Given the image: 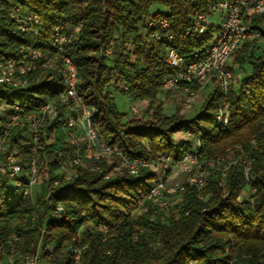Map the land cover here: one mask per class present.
<instances>
[{
  "label": "trees",
  "instance_id": "16d2710c",
  "mask_svg": "<svg viewBox=\"0 0 264 264\" xmlns=\"http://www.w3.org/2000/svg\"><path fill=\"white\" fill-rule=\"evenodd\" d=\"M220 1L0 0V53L17 54L28 46L52 53L55 28L64 25L69 36L64 52L76 64L92 126L107 144L130 159L169 156L173 165L193 153L207 169L203 185L186 184L167 195L171 201L163 207L149 197L157 172L146 166L131 174L117 153L88 159L60 105L56 119L41 127L36 146L21 129L10 134L23 184L33 160L43 176L36 192L25 194L23 185L11 186L14 178L2 172L5 155L0 154L4 264H17L28 252H39L42 264H264V14L250 16V27L259 36L243 41L230 57L233 79L226 96L210 81L191 118L179 110L167 113L155 103L172 73L168 47L187 58L203 52L218 31L219 18L203 34L195 30V20ZM16 7L39 16L37 35L20 30L12 17ZM26 77L23 87L0 85V96L26 111L57 100L64 87L52 70ZM115 94L148 105L141 115L130 116L118 109ZM223 103L231 110L227 125L216 121ZM217 158L222 164L211 167ZM63 167L70 172L68 179ZM100 224L106 232L99 230Z\"/></svg>",
  "mask_w": 264,
  "mask_h": 264
},
{
  "label": "bare ground",
  "instance_id": "6f19581e",
  "mask_svg": "<svg viewBox=\"0 0 264 264\" xmlns=\"http://www.w3.org/2000/svg\"><path fill=\"white\" fill-rule=\"evenodd\" d=\"M221 4H229V0H222L220 1ZM18 15V23L19 28L23 32L32 33L37 35L40 32V19L39 16L33 12H23L21 7H16L14 9ZM250 9H240L239 15L235 17V25L242 26V33L244 36H241V28L240 27H232V35H228L226 37V45L223 46V54L225 56L221 57V71L224 73H229L227 78V87H226V94L228 93L229 87L231 85L233 79V73L228 67V62L230 57L232 56L233 52L240 46V44L248 40V37L255 39L259 36V33L253 30L250 27ZM227 23V16H220L218 22V29H222L223 25ZM208 23L206 25V30H200L198 33H205L208 29ZM64 26L62 27V42H58L56 37L60 35V25L56 26L54 35L51 40V47L52 53H45L42 49L35 47V46H28L23 47L20 49V52L15 54L8 52V57H6V53H0V85L5 86L1 83H5V79L10 80V87L11 88H19L27 85V77L26 75L31 72H35L38 70H52L59 74L64 83V87L61 90L63 91V98H67L68 100H62L61 105L65 107L67 110L66 118L69 120L70 124H73L75 130H83L82 131H75L82 136V140L85 145V153L88 159L92 161H97L105 156H110L113 153H117L120 159V163L122 166L126 167L131 174H138L141 167L149 166L155 172L161 173V180L159 182H167V179L170 174L171 167H173L171 157L160 156L157 160H153L151 157L142 158V157H134L131 160H139V161H131V160H124L122 156H127L123 152L118 151H111V152H103V153H96L89 155V151H91V147H94V151H101L103 148V137L95 134V128L92 126V122L89 121L87 110L92 113V110L85 104L83 96L79 93L78 89V74H77V67L72 58L64 52V44L69 40V36L63 30ZM157 40H161L162 37L158 36L155 37ZM173 40L172 36L167 38V42H171ZM218 41V33H215L212 40L210 42H217ZM57 53H64L65 57L62 55L56 54ZM175 54L174 47H168L166 58H171L172 55ZM208 57H212V50L204 49L203 52L196 51L192 54L191 57H185L181 54V59H179L176 63V73H187V70L190 66H196L200 64V61L205 60V67H212L213 66V59H205ZM29 62L30 65H25V62ZM167 62V61H166ZM189 77H196V70H189ZM214 80V78H206V84L210 81ZM74 83L76 84V89L73 86ZM205 86V80H197L194 85L192 86V90L188 91L184 88V85L181 83H173V90L176 92H181L185 94L188 98L195 97ZM221 89V92L224 91V84H218ZM160 91H170V84H166V78L164 79ZM0 98H2L0 96ZM2 102L5 104V110L0 106V135L1 137V144L0 146V154L4 153L5 155V146L8 147V155H5V166H19L20 173H12L10 176L15 178L17 181V185H23V192L25 194L29 193L33 186L36 183H31V177L34 174V165L33 163L30 164L29 171L25 174V182L21 180L22 176V164L18 159V155L16 150L10 149V134L11 131L14 129H21L22 133L25 135L27 139L32 141L34 145L38 143L40 130L43 124L46 121L51 122V117H44L41 120H38V117H32V113H22V115H17V112H23L25 109L21 107L20 104L10 105L2 98ZM42 105H49V110H52L53 113L59 114L60 110V100H53L50 99L46 103ZM187 107L191 105L183 104ZM229 105V104H228ZM230 107V106H229ZM93 115V113H92ZM231 114H228V107L226 103L220 105L217 114H216V121L220 124L227 125L229 123ZM25 127V128H24ZM24 128V129H22ZM9 129V130H8ZM190 135V133H188ZM239 152H243L241 146H237ZM34 148V147H33ZM118 149L117 147H115ZM242 153H240L241 155ZM191 155H196L191 153ZM128 157V156H127ZM186 157H190V153H187L182 160ZM129 158V157H128ZM223 159L217 158L215 159L216 162H211V167H215L217 164H222ZM73 163H79V158H74L72 160ZM224 162V161H223ZM36 164V162H35ZM193 164H197L195 170H191V173H187V180H191L188 183L180 184L176 190H167L165 191V196H155L160 204L163 207H168V197L167 195L173 194L178 190H182L186 184H196L200 186V180H194V176H198L201 173L203 178L207 175V169L203 166L202 162H194ZM199 167V169L197 168ZM202 167V169H201ZM227 168V166L225 167ZM225 169L223 168V171ZM3 172V170H2ZM247 173H249V167H247ZM21 180V184H19ZM141 200L139 201L140 204ZM99 230L102 232H106L105 225L100 224ZM14 240H16V236H12ZM20 240V237L18 238ZM2 242V238L0 239ZM77 252L76 250V259H77ZM29 253V252H28ZM28 253H26L22 259L19 261L20 264L26 257H28ZM40 263L34 264H42V259L39 256Z\"/></svg>",
  "mask_w": 264,
  "mask_h": 264
},
{
  "label": "built area",
  "instance_id": "2783aa9c",
  "mask_svg": "<svg viewBox=\"0 0 264 264\" xmlns=\"http://www.w3.org/2000/svg\"><path fill=\"white\" fill-rule=\"evenodd\" d=\"M240 9H250V16L262 15L264 14V0H229V4H221L220 2H218L217 4L212 6L208 14L202 13L196 17L195 30L199 32L200 30H206V25L208 23H212V20L215 19L216 17L219 18L220 16H227L226 25H223V28L218 29L217 31L218 41L210 42L208 46L206 47V49L212 50V57H208L205 59H213V66L205 67V60H204V61H200V64H197L196 66H190V68L187 70V73H176V63L179 59H181V53L175 48V54L172 55L171 58H166L167 64L172 68V73L166 78V84H170V91H174L173 83H181L184 85L185 89H187L188 91H191L192 86L197 80H205V85H206V78H214L217 84H224V91L222 93H224V96H226L227 78H228L229 73H224V71H221V57L225 56V54H223V46L226 45V37L228 35H232V27H240L241 36H244L242 33V26L235 25V17L236 15H239ZM12 17H14L16 21L18 22V15L15 10H13L12 12ZM250 18L251 17H249L248 20H250ZM161 23H162V26L168 25V22L166 21V19H162ZM63 26L64 25H60V35L59 37H56V39H58V42H62V27ZM154 36L158 37L160 36V34L155 33ZM255 37H258V36H255ZM248 40H251V37H248ZM56 54H59L65 57L64 53L56 52ZM6 57H8V52H6ZM24 62H25V65H30L31 67V64L29 62H26V61ZM0 66H2V63H0ZM189 70H196V77H189ZM1 84L7 87H10V80L5 79V83H1ZM73 86L76 89L75 83ZM164 92H167V91H164ZM57 100H60V105H61L62 100H68V99L63 98V91H62L60 92L59 98ZM5 104L6 103L2 102V98H0V106L1 108H3V111L5 110ZM181 104L192 105L190 100L187 101V99L185 100V98H183V100L181 101ZM226 105L228 107V114H231L229 105L227 103ZM131 111L134 114L139 113L138 108L134 105L131 107ZM22 113H32V117H38V120H41L44 117H51V122L54 121L56 117L58 116V114L53 113L52 110H49V105H41L33 111L25 110L23 112H17L16 118L18 115H22ZM87 115H88L89 121L92 122L91 121L92 113H90V111L87 110ZM65 119H66L67 126L75 130L74 125L69 123V120L66 118V116H65ZM75 131H82V133H85L83 128L82 130H75ZM94 132L96 135H98L96 130ZM2 136L3 135H0V146H2L1 144ZM8 147L9 146H5V155H8ZM35 148L36 147L34 146L33 150H35ZM111 151L120 152L118 149L115 148V146L107 144L105 139L103 138V148H101V151H94V147H91V151H89V155L92 156V154L111 152ZM240 153H243V152H240ZM122 158L124 160H131L127 156H122ZM149 159L150 158L148 157L147 160ZM131 161L134 162V161H139V160H131ZM182 162H188L191 165H193L194 162H199V158L197 155H191L190 153V157H186L184 160L179 161L178 164ZM31 163H33L34 165V174H33V177H31V183H36L37 185L43 180V176L39 172L35 164V160H33ZM174 166L175 165H173V167ZM173 167H171V170ZM1 170H3L4 173H7L9 175H11L12 173H20L19 166H14V160H13V166H5V164L3 163V167H1ZM171 170H170V173H171ZM187 173H191V169L186 170V177L184 181H182V183L191 182V180H187ZM62 174H63V178L65 179H68L70 177V172L68 168L66 167L62 168ZM246 174H248L247 167H246ZM168 179H167V182L157 181L152 187V189L150 190L149 197L165 196V191L176 190L177 187L180 184H182V183H179L178 185L172 186L168 182ZM194 180H200V186H201L204 184L205 178H203L200 173V175L194 176ZM58 182H59V179L56 181V183ZM19 184H21V180ZM140 204H142V200ZM165 205H168V204H165ZM105 230L107 231L106 226H105ZM13 236H16V241H18L19 236L17 235H13ZM79 259H80V252H77V261H79ZM34 263H40L39 256L36 253L29 252L28 257H26L20 264H34Z\"/></svg>",
  "mask_w": 264,
  "mask_h": 264
},
{
  "label": "rangeland",
  "instance_id": "374dc122",
  "mask_svg": "<svg viewBox=\"0 0 264 264\" xmlns=\"http://www.w3.org/2000/svg\"><path fill=\"white\" fill-rule=\"evenodd\" d=\"M216 22L218 23L219 19L216 18ZM236 74L240 78L241 74L239 73L238 70H236ZM209 89L210 88L205 89L203 91V93H202V91L199 92L195 97H192V98H188L185 94H183L179 91L178 92H176V91H167V92L159 91V96H158V99L156 100L155 103H156V105L161 104L167 113H171L175 110H179L180 113L188 114L189 117L191 118V116H193L194 114H196L200 110V106L203 104V101L205 99V95L208 93ZM183 98H185V100L187 99V101L190 100L192 105L190 107H187V106L181 104V101L183 100ZM115 99H116L118 109L122 112H129L130 116H133L132 115L133 112L131 111V107L133 105L136 106L139 110V113L137 115H141V113L144 112L145 108L148 105L147 102H145V101H136L135 102L132 99H130L129 97L122 96L120 94H115ZM181 136H182L181 133L177 134V137H181ZM77 139H79L81 141L82 136L78 135ZM79 140H77V141H79ZM196 165L197 164L191 165L188 162H182L178 165H175L172 168L171 173L169 174L168 182L170 183V185L174 186V185H178L179 183H182V181H184V179L186 177V170H189V169L195 170ZM197 168L199 169V167H197ZM219 169H221L223 171L222 166H220ZM156 179H157V181L161 180V173H159V172L156 173ZM16 185H17V181L14 178L11 182V186H16ZM37 189H38V185H35L32 187L31 191L36 192ZM245 195H246L245 193L242 194V196H245ZM168 200L170 202L171 198L170 199L168 198ZM1 251H2V242H0V264H4V261L1 260V254L3 253ZM36 254L41 257L39 252ZM13 258L14 257H12V259Z\"/></svg>",
  "mask_w": 264,
  "mask_h": 264
}]
</instances>
